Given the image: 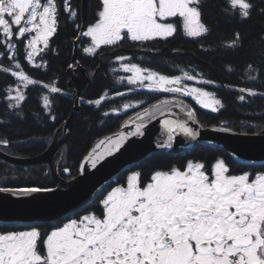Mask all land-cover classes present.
<instances>
[{
    "label": "snow or ice",
    "instance_id": "obj_1",
    "mask_svg": "<svg viewBox=\"0 0 264 264\" xmlns=\"http://www.w3.org/2000/svg\"><path fill=\"white\" fill-rule=\"evenodd\" d=\"M260 5L264 0H259V5L256 0H222L220 13L225 20L242 24L253 13L264 16V6ZM204 7L205 0H96L93 22L82 24L78 22L81 13L72 0H0V73L13 78L4 89L7 108L20 116L28 90L39 87L40 114L55 128L58 117L54 104L64 90L56 80L45 82L32 77L25 65L47 70L45 56L54 51L50 42L58 32L61 17L74 25L75 39L85 45L83 53L95 57L106 48L119 49L124 43L152 50L160 41L168 42L181 34L200 42L203 48V41L212 34L204 20ZM260 39L264 43V36ZM243 43V35L235 31L231 38H221L214 49L206 51L227 54L242 48ZM133 59L114 55L119 69L113 71L130 75H117L113 87L134 86L127 92L146 89L147 93L169 94L172 98L156 103L129 99L101 112L98 120L104 125L105 118L140 109L124 122L123 127L131 126L130 130L103 137L87 152L81 172L85 165L96 169L134 142L133 138L145 137L154 120L163 130L156 147L172 149L178 137L196 141L200 132L189 121L199 123L197 112L186 98L212 112L224 107L214 93L205 90L204 86L217 83L211 78H198L183 69H179L182 75L164 74ZM78 64L75 61L68 67ZM262 68L264 62L260 68L249 63L247 79L264 77ZM225 70L230 73L234 69L226 65ZM191 81L201 86L190 85ZM238 91L240 101L245 100L244 93L264 97V92L251 88L239 87ZM126 95L115 90L110 96L105 90L86 103L99 111L104 103ZM173 106L185 113L186 119L173 118ZM62 130L63 126L56 134ZM7 143L0 139V144ZM62 171L70 174L71 169L65 166ZM52 191L47 187H0V193L18 197ZM80 211L84 214L73 213L50 231L28 226L26 230L0 232V264H264V166L262 170L234 172L224 158L215 157L211 163L196 158L161 163L150 172L137 168L118 178L95 210Z\"/></svg>",
    "mask_w": 264,
    "mask_h": 264
},
{
    "label": "trees",
    "instance_id": "obj_2",
    "mask_svg": "<svg viewBox=\"0 0 264 264\" xmlns=\"http://www.w3.org/2000/svg\"><path fill=\"white\" fill-rule=\"evenodd\" d=\"M72 2L78 6L77 10L80 12V0H72ZM256 2L259 5V0ZM95 4L96 0H88L87 15L90 10L93 12ZM221 4L222 0H205L204 20L211 27L212 34L206 41H203V48L201 43L193 38L177 35L175 39H169L168 42L160 41L155 44L152 50L161 49L162 43H165L172 47L174 45L181 46L190 52L179 59L169 56L167 50L159 55H154L145 51L148 49L147 47L143 49L132 47L130 43H124L122 45L124 49H115L114 55L129 54V57H135L132 62L153 67L164 74H182L179 69H183L194 72L198 78L200 76L211 78L217 83L208 87L207 90L223 100L225 102L224 107L218 112H212L198 107L190 98H186L195 107L199 122L204 127L220 125L225 122L226 126L232 130L241 133H253L264 128V97L260 95L248 96L244 93L245 100L240 101L238 96L241 93H239L238 88L246 87L254 89L257 93L264 92V77L250 81L247 79L245 71L249 63L260 68L264 62V55H262L264 43L260 39L261 36H264V16H260L256 12L245 23L229 22L220 13ZM78 22L81 23V19ZM235 31H240L244 37L242 48L227 54L224 52L209 54V51H206L207 49H214L221 38H231ZM76 35L77 31L71 21L61 17L58 32L50 42L54 51L45 56L48 61L47 70H35L25 65V71L29 72L32 77L45 82L56 80L58 86L64 90L65 94L57 96L54 104L58 117L55 128L51 127V121L45 123L40 114L42 89L39 87H31L28 90V99L23 104L20 116L11 114V110L7 108V102L4 99V89L13 83V78L0 73V139H6L9 146H15L24 155L38 154L43 151L50 143L49 137L52 136L57 126L67 118L72 109V89L67 85L66 69L71 63ZM107 51L106 48L102 54L95 57L81 53L79 48L76 51V61H79V64L86 69L88 76L92 73H95V76L89 85L84 86L85 91L80 96V98L83 97V100L80 99V110L73 117V128L66 143L65 156L73 162L72 169L74 172H76V167L82 156L97 138L115 131L124 119L134 116L135 112L140 109H130L127 113H121L119 116L113 115L105 118L106 124L104 125H100L98 120L101 112L109 111L113 103L120 105L129 99L132 101L144 99L153 103L163 95L147 93L146 89H137L136 92L125 91L133 86L115 85L113 87L119 72L113 71L117 67V62L112 60V56H107ZM226 65H231L234 70L229 73L225 70ZM169 69L174 72H170ZM261 71H264V68ZM191 82L196 83V81ZM221 85H225V87H221ZM226 85L235 87L229 88ZM105 90H109L110 96L115 90L125 91L127 95L125 98L115 97L114 101L104 103L99 111L86 103L87 100L98 98ZM139 93L147 94L141 95ZM20 170L22 171V169ZM9 178L17 180L16 183L1 184L0 187L20 186L21 184L37 187L55 185L49 169L42 165H34L31 172L24 170L23 175H11Z\"/></svg>",
    "mask_w": 264,
    "mask_h": 264
},
{
    "label": "water",
    "instance_id": "obj_3",
    "mask_svg": "<svg viewBox=\"0 0 264 264\" xmlns=\"http://www.w3.org/2000/svg\"><path fill=\"white\" fill-rule=\"evenodd\" d=\"M88 11V0H80L81 23L85 24ZM78 41L74 39L73 53L71 63L76 61V51ZM178 53V52H177ZM67 85L72 89L73 105L67 118L61 122L53 132V139L50 141L48 149L31 159L24 160L25 163L47 162L50 173L57 183L54 191L46 192L41 195L31 197H18L7 193H0V222L15 223L29 222L37 220H50L59 218L71 211L78 210L88 204L98 191L107 184L111 178L119 174L128 166L138 162L148 156L156 148V141L163 138V130L159 128L154 120L148 128L147 135L142 138H133V141L126 145L120 153L114 157H109L102 165L92 169L90 165H85L83 172L80 171V165L84 161L87 152L95 146L100 139L105 136H111L120 131H128L124 128V119L119 127L108 134L97 138L82 156L78 163V174L69 180H63L58 177L56 172L57 159L67 143L73 128V117L80 110V96L85 91L83 86L89 85L92 79L86 74V69L78 64L75 68H67ZM171 99L172 97H163ZM159 100V99H158ZM157 100V101H158ZM157 101L153 102L156 103ZM185 102L192 108L195 107L186 99ZM173 118L186 119L185 113L173 106ZM132 117V116H130ZM199 121V120H198ZM65 122H67L65 124ZM190 125L197 128L200 132L196 141L189 138L178 137L172 150L182 151L196 144L222 147L227 154L235 161L240 162H264V128L253 133H241L232 130L224 125H213L204 127L200 122ZM63 130L57 135V130ZM228 128L230 131H219L213 129ZM0 156L14 163H22L21 159L11 157L0 151ZM17 189L16 187H7Z\"/></svg>",
    "mask_w": 264,
    "mask_h": 264
},
{
    "label": "flooded vegetation",
    "instance_id": "obj_4",
    "mask_svg": "<svg viewBox=\"0 0 264 264\" xmlns=\"http://www.w3.org/2000/svg\"><path fill=\"white\" fill-rule=\"evenodd\" d=\"M95 8L93 9V12L88 13L87 18H86V23H92L93 22V15H94ZM180 36H183L182 34ZM163 42V41H162ZM83 44L78 41V48L80 49V52L83 53L82 48ZM162 48L156 49V50H145L147 52H150V54L154 55H159L164 52V50H167L168 55L172 56L174 59H179L181 56L190 53L184 50L181 46L174 45L169 46L168 44L162 43ZM108 51L106 52L107 56H112V60H114V54L115 50L111 48H107ZM119 49H124L122 46ZM178 52V53H177ZM119 55H125L129 56V54H119ZM167 55V54H164ZM141 65V64H140ZM146 67V66H144ZM153 70H156L153 67H150ZM170 72H174L172 69H169ZM170 75H175V74H170ZM95 76V73H92L89 77L93 80ZM193 85L196 86H201L200 84L192 83ZM85 84L84 86H86ZM216 85V84H215ZM214 86V85H208L204 86L205 89H208V87ZM171 97L169 94H163L162 97ZM218 99H220L218 97ZM221 100V99H220ZM157 101V100H156ZM223 105L225 102L221 100ZM155 102V101H154ZM211 111V110H210ZM220 125L226 126L225 122H222ZM227 127V126H226ZM53 136V134H52ZM49 144L45 147L43 151H41L38 154H22L20 151L16 149V147H11L8 145V143L5 144H0V151L3 152L4 154H7L11 157L18 158L22 160V163H14L11 161L6 160L5 158L0 156V185L4 184H11V183H16L17 180L10 179L9 176H17V175H23L24 170L26 172H31L32 167L34 165H42L46 166L49 169V164L47 162H36V163H25L24 160L26 159H31L37 155H40L44 153L48 149ZM66 144L64 145L58 159L56 162V172L59 178L63 180H69L73 178L74 176L77 175L78 173V166L76 167V172H74L73 168V162L70 161L69 158L65 156V151H66ZM66 157V158H65ZM215 157H222L224 158L232 167L234 172H239L242 170L245 171H252L253 169L255 170H262V166H264V162H240V161H235L233 160L225 151L224 148L222 147H211V146H206V145H201V144H196L194 146L188 147L185 150L182 151H174L172 149H163V148H156L153 150L148 156L143 158L142 160L133 163L132 165L128 166L125 168L123 171H121L119 174L111 178V180L105 184L99 191L98 193L94 196V198L86 204L84 207L71 211L59 218L55 219H50V220H37V221H29V222H15V223H3L0 222V232H5V231H12V230H26L28 226H39L41 231H50L52 227L62 225L64 222H66V218L73 217V213H79L80 215H83L84 213L80 211L81 209H88V210H95L98 205H99V199L103 198V194H106L107 190H110L111 187L115 186V181H117L118 178L122 179L123 175H126L129 170H136L137 168L144 170L146 172H150L153 168V166L161 164V163H180L186 159H201L205 160L209 163L212 162V160ZM66 160H65V159ZM67 166L71 169L70 174L63 173V168ZM22 169V171L20 170ZM50 171V169H49ZM51 175V173H50ZM52 177V175H51ZM53 178V177H52ZM54 181V179H53ZM55 182V181H54ZM56 182L54 186H50L47 188H52L54 189L56 187ZM16 188H24V187H37V186H28V185H20V186H12ZM91 206V207H89Z\"/></svg>",
    "mask_w": 264,
    "mask_h": 264
},
{
    "label": "rangeland",
    "instance_id": "obj_5",
    "mask_svg": "<svg viewBox=\"0 0 264 264\" xmlns=\"http://www.w3.org/2000/svg\"><path fill=\"white\" fill-rule=\"evenodd\" d=\"M85 46V45H84ZM142 66V65H141ZM142 67H144V66H142ZM116 69H119V64L117 63V67H116ZM119 72V75H124V76H127V75H130V73H124L122 70H120V71H118ZM177 75H182V74H177ZM190 85H193L192 83L193 82H188ZM193 86H196V85H193ZM134 87V86H133ZM83 88H84V86H83ZM205 90H207V89H205ZM125 91H127V90H125ZM207 91H209V90H207ZM209 92H211V91H209ZM213 93V92H212ZM215 97L218 99V97L215 95ZM191 99V98H190ZM193 101V100H192ZM133 102H135V101H133ZM194 103H195V101H193ZM196 104V103H195ZM197 105V104H196ZM198 107H200L199 105H197ZM201 108V107H200ZM203 109V108H202ZM205 110H209V109H205ZM78 174V173H77Z\"/></svg>",
    "mask_w": 264,
    "mask_h": 264
},
{
    "label": "bare ground",
    "instance_id": "obj_6",
    "mask_svg": "<svg viewBox=\"0 0 264 264\" xmlns=\"http://www.w3.org/2000/svg\"><path fill=\"white\" fill-rule=\"evenodd\" d=\"M43 193H46V192L37 193V194H32L31 196L41 195V194H43ZM31 196H27V197H31Z\"/></svg>",
    "mask_w": 264,
    "mask_h": 264
}]
</instances>
